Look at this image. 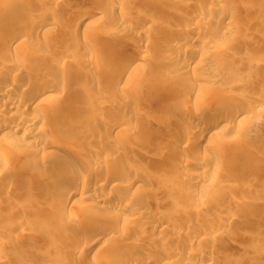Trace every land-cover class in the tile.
<instances>
[{"label":"rangeland","instance_id":"obj_1","mask_svg":"<svg viewBox=\"0 0 264 264\" xmlns=\"http://www.w3.org/2000/svg\"><path fill=\"white\" fill-rule=\"evenodd\" d=\"M9 1L22 13L28 14L26 17L15 18L19 28L29 31L41 22L53 20L57 23V30L53 35L50 34L52 37L46 39L39 34L38 40L41 42H37L42 45L36 43V51L33 53H17L10 56L1 52L0 59L18 60L26 66L25 68L34 66V76L48 75L68 86L83 90L90 97L97 95L95 92L99 90H112L116 100L121 97H126L127 100L135 97L127 95L123 89L121 91L113 88L109 79L101 77L98 66H106L107 53L128 54L127 46L136 39L137 33L124 34L119 42L106 50L102 49L99 39L108 31V19L100 18L86 30L80 28L71 32L75 11L84 8L95 13L101 8L100 0ZM218 1L219 5L215 4V10L212 9L210 13L212 21L205 28L214 36V43L202 47L199 44L202 40L199 33L193 30L186 32V36L190 39L195 35V39L187 42V47L184 48L194 50L201 47L206 54H217L223 60L220 71L188 69L182 75L184 80L175 82L180 93L177 96L166 95V98H159V101L153 100L148 92V98L146 94H142L133 98V101L128 100L132 103L125 109L95 105L86 108L87 106L81 105L77 111L70 113V116L66 115L67 110L64 109L65 113L63 111L51 114L35 121L34 125L40 126L45 141L26 138L19 132L15 135V143L11 148L3 149L0 146V264H108L101 256L104 247V251H107L104 253L116 256H122L132 248H139V252H143L144 256L147 255L145 258L149 259L146 264H160L152 260L154 256L159 254L162 257L172 253L177 256H166L164 261L168 264H264V0ZM138 4L147 11L167 13L164 8L154 7L149 3ZM257 7L259 12L254 11ZM227 8L236 12L237 19L232 20L226 16ZM189 13L190 8L178 6L177 14L170 13L169 17H172L173 24H176ZM3 19L9 20L8 17ZM6 30L7 27L2 28L0 32ZM43 39H51V42L47 44L48 41L44 42ZM36 47H39L38 50ZM148 47V56L146 61L142 62L149 80L168 81L170 76L166 70L175 67L178 57L183 56L186 50L182 47L173 50V57L162 63V49L159 51L155 47L152 38ZM90 50L95 51L94 65H83L81 60ZM38 53L50 54V59H36L33 62V55L39 56ZM86 71L89 74L93 72V80L78 76L79 72ZM215 75H219L221 80L213 85L210 78ZM142 88L145 89L146 85ZM19 90H16L17 93ZM104 95L96 97L98 104L111 100L109 94ZM156 96L159 97L160 93ZM150 97L152 99L148 100ZM232 100L251 104L252 108L244 113L249 114V122L235 123L233 126L227 124L226 128L223 127L224 122L216 124L213 129L218 131V138L212 146H207L206 140L195 144L198 134L194 135L195 139H191L193 136L190 138L193 140H189L190 144L185 139H182L181 143L179 128L166 129L168 121L177 119L180 124L184 123L185 119L190 118L192 111L209 105L210 102L225 103ZM24 111L26 117H30L37 113L38 109L28 107ZM73 119L80 126H71L69 122ZM123 121L129 122L125 126L128 133L123 130L125 138L123 134L116 138L112 133H108L111 135L109 140L106 138L99 141L94 137L96 131L108 129L110 123L114 122L119 128L122 127ZM137 122L143 126L145 124V128L147 126L157 132L161 130L160 134L149 138L138 128H132ZM257 122H262L261 128L259 127L256 133H249L250 128ZM109 141L121 147L119 156L127 157L129 162L124 166L117 163L111 166L120 168L124 175H112L110 186L106 187L105 192L113 194L119 190L117 188L124 186L125 174L138 177L137 187L125 191L124 195L128 198L134 195L135 198L130 199V203L150 212L147 211L149 214L147 213L146 218L142 217L145 220L140 217L131 220L128 218L126 222L123 221L125 223L120 219L118 224L114 221V226L111 224V229L115 230L114 236L118 235L121 240L125 237L123 241L115 248L102 247L100 255L86 254L76 246L84 235L91 233L85 234L83 229L95 215L86 207L95 203L74 194L73 197L77 201L63 205V184L51 186L49 179L59 167L58 161L64 157H72L65 150L67 145L80 147L78 149L88 157L93 156L94 151L107 150L111 146ZM244 147L258 154L259 159L256 162L242 160L240 153ZM184 158L205 159L210 164L205 173L209 181L203 183L194 179L191 182L183 179L188 172L204 169L201 166L184 164ZM212 159L222 163L216 171L211 166ZM237 159L240 161V167L237 166L238 169L233 171L232 166L235 162L239 163ZM21 166L23 168L18 173ZM38 168L48 176L46 180L36 181ZM81 170L83 168L76 170L74 176H78ZM231 171L235 178L238 177L234 181L226 178ZM67 178L63 177L61 180ZM68 182L75 183L71 180ZM6 183L8 185H5ZM111 185L113 188H110ZM150 215L153 220H163L166 228L154 230L147 225L146 220ZM259 227H262V233L255 232ZM137 229L140 231L135 234ZM37 232L44 236V241H23L24 236ZM96 232L91 234L95 235ZM139 233L141 235H138ZM107 247L111 251L107 250ZM208 257L213 258V261H207Z\"/></svg>","mask_w":264,"mask_h":264},{"label":"bare ground","instance_id":"obj_2","mask_svg":"<svg viewBox=\"0 0 264 264\" xmlns=\"http://www.w3.org/2000/svg\"><path fill=\"white\" fill-rule=\"evenodd\" d=\"M138 3H149L154 7L164 8L167 13L170 12L174 15L177 14L178 6H183L190 8L191 13L183 16L184 18L181 21H178V23L173 24L174 20L172 19V17H169L170 13H168L167 15V13H158L157 11L149 10L147 11L142 9V5H139ZM217 3H219L218 0H100L99 4L101 5V8L95 13H92L84 8L77 9L75 11L71 23L73 27L71 32H75V30L77 31L80 28L86 30L91 24H94L100 18L108 19V31L104 36H100L99 39V42H102V49L106 50L111 45L119 42L120 38L124 34L129 32L134 34V32H136L137 35L135 36L136 39L133 40L134 42L132 41L133 43L131 42L129 43V45L127 44L128 46L124 45V47L127 46V50H129V52H126L128 54L123 55L121 53L120 55H118L112 52L107 53V64L104 67L98 66V71L100 72L102 78L109 79L113 83V88H117L119 90L121 89V91L123 89L125 90L127 95H135V97L133 98L139 97V95L142 94H146L145 96H147L149 92V96H152L153 100L159 101V98H166V95H168L167 97H169V95L177 96L180 93V90L175 86V82L184 80V76L182 75H184V72L186 70H194V68L207 72H218L221 70L223 60L220 59V56H218L217 54H206L203 50L204 48L201 47H198L199 49L194 50L185 49L187 47L185 46L187 42H189L190 40L193 41V39H195V35L189 39L188 36H186V32L193 30L199 33V36L202 39L199 44L202 47H207L208 44L210 45V43L212 44L214 36H212V34H210V31H207L205 28L206 25H208V23L212 21L210 13L213 11L212 9L215 10V4L217 6L219 5ZM230 8L225 9L226 16L228 15V17L232 20L237 19L236 12H234ZM254 11L259 12V8H255ZM19 16L26 17L28 16V14L22 13L21 10L11 4L9 0H0V31L2 28L7 27V30L5 32H0V53H6L7 55H17V53L31 54L34 52L35 46L38 44V42H41L39 41V34L46 39L50 36L52 37L53 33H55L57 30V23L53 20H50L39 23L35 27V29L33 28L29 30L30 32L28 30L26 31L16 25L17 23L15 22V18ZM5 17H8L9 20L6 21L5 19H3ZM222 36L225 37L224 35ZM151 38L155 42V47L159 51L162 49L160 54V61L162 63H165V61H169L173 57V50H177L180 47L186 50L183 56L178 57L179 59H177V65H175V67L171 69L166 70L167 75L170 76L168 81L162 82L158 80H149L148 73L144 70L145 66L142 61H146L145 59L148 56V43ZM200 38L196 37V39ZM50 40L47 39L44 40V42L48 41V44L51 42ZM38 48L36 47L37 50ZM94 55L95 51L90 50V52H88L81 60V63L86 66H90L91 64L94 65ZM36 59H42V61L49 60L50 54L41 53L39 56H36L34 54L32 57L33 62H35ZM25 67L26 66L20 63L18 60L12 61L10 60V58L6 60L0 59V146H2L3 149L11 148L13 146V144L15 143V135L19 132H21V134L26 138H35V140L37 139L39 141H43L44 138H42L43 136L41 135L42 130L40 126H36L34 124L38 119L47 118L51 114H59L63 111L65 113V111L67 110L66 115L70 116V113L72 114V112L77 111L81 105L87 106L86 108H92L95 105V107L105 106L109 108L125 109L126 107L129 108L132 103L128 101L131 98L127 100L126 97H121L120 99L116 100L113 97L114 94L112 93V90H99L95 92L97 95L90 97L85 94L83 90L78 88L75 89L72 86H68L64 82H61V80H56L55 78L49 77L48 75L34 76V73L36 72L34 66L30 68ZM92 74L93 72L89 74L86 71L82 73L79 72L78 76L84 79L93 80L94 76ZM218 76L219 75H215L214 77L210 78L213 85H216L217 82L221 80L220 76ZM69 79L72 80V76H70ZM143 85H146L145 89H143L144 87L142 88ZM17 89H20L18 93L16 91ZM25 92L27 94H24ZM105 93L106 95L109 94L112 97L111 100H107L98 104L96 101V97H99V95H104ZM159 93L160 96H156V94ZM149 96H147V98ZM133 98L131 99L132 101L134 100ZM152 98L150 97L148 100H151ZM250 105L251 104L249 103L241 101L239 102L236 100L235 102L232 100L225 103L216 101L210 102L209 105L199 107L196 110L192 111L190 118L185 119L184 123L180 124V121L172 118L173 121H168L166 129L168 128V130H171L172 128H174L175 130L176 128H179L180 132L178 131V134L181 133V137L179 138L180 142L182 139H185L186 142L189 143V140L195 139L194 135L198 134V136H196V142L194 141L195 144L201 142L202 140H206L208 143L207 146H209V144L210 146H212V143L218 138V134H216L218 131L213 129L214 126L216 124L218 125V123L220 122H224L225 125H223V127L226 128L227 124H232L233 126V124L235 123L248 121L249 118H247V116H249V114L246 115L244 113L245 111L252 108V106ZM28 107L30 109H38V112L30 117H26L27 114H25L26 111L24 110ZM128 123V121H123V125L120 128L118 124L114 122L110 123V127L108 126V129H104V131H96L94 133V137L99 141L105 140L106 138H108L106 140H109V136L111 135H108V133H112L117 138L119 137V135L123 134V130L127 129V127L125 128V126ZM137 123L139 124V122ZM261 123L262 122H257L255 126H252L249 133H256V131L259 130V127L261 128ZM69 124L74 127L80 126L78 125L79 123H77V121L74 119L70 121ZM138 124L134 125L132 128H138L140 132L142 131V134H147L149 138H152V136L156 135L157 133L160 134L161 130L157 132V130H153V128L149 129L147 128V126L145 128V124L144 126L142 125V123H140L139 126ZM125 132L127 131L125 130ZM63 135L66 136V134L64 133ZM123 135V137L125 138L126 135ZM192 136L193 138H191ZM124 138H122V140ZM110 142L111 141H109V144L111 146L108 147L107 150L94 151L95 154L88 157H85L82 151L78 149L80 147L77 148L76 145L74 146V144H71L72 146L67 145L65 147V150L67 151V153H70L72 157H64L63 159L61 158L62 160L58 161L59 163L57 162L59 167L54 170L52 176L50 177L51 179H49V184L51 186L63 184L61 195L64 198L63 205L65 206L66 204L77 201L76 198L73 197L74 194H78L77 196L79 197H84L87 200H91L93 204L95 203V206L88 204L86 207L95 215H93L89 223L84 226L83 233L86 234L95 231L97 232L96 234L93 233L95 235H92L91 233L89 235H84L78 241V245L76 246V248L79 249V251L83 250V252H85L86 254L93 255L97 253L101 254V251H103L101 256L106 262L108 261V264H146L149 259L145 258L147 255L144 256L143 252L142 254L139 252V248H132V250L127 251L122 256L104 253L106 251H104V246H111V248H115V246L119 245L125 238L124 237L121 240L120 238H118V235L117 237L114 236L113 232L115 230L113 231L111 229L112 223V226H114V224L117 223L119 219L120 221H122V223H125V220L128 218L130 220L133 218L139 219L140 217L146 218L149 214L147 212L149 210L146 211L145 209H142L143 207H135L133 206V204H131L132 202L130 203V199L135 198L134 195L132 198H128L126 195H124L126 194L124 193L125 191L129 190L132 187H137L136 185L139 182L138 177L126 176L125 174L124 186H120L121 188H117L119 190H117L116 192L114 191L115 193L111 191L113 194H107L108 191L105 192L106 187L109 185V180H112V175L114 176V174H119L118 176H120V173H122L121 175H124V173L121 172L120 168L111 166H114L115 163L124 166V164L127 165V163L129 162L127 157L123 156L121 158L119 156V154L121 153V147L117 144L114 145L113 142H111V144ZM257 155L251 149L244 147V149L241 150L240 158L242 160L247 159L249 160V162H256L259 159V155ZM183 160V163L186 165H190L193 167L201 166L202 168H204L203 170L201 169L198 172L186 173V176L185 178L183 176V179H186L190 182L192 179L203 183L209 181V177L205 173L210 164L205 159L184 158ZM237 162L239 163H233V171L238 169L237 166L240 165V161L238 160ZM221 164L222 163L220 161L212 159L211 166L214 171H216L221 166ZM79 167L83 168V170H81L78 176L75 177L74 174L76 170L80 169ZM22 168L23 166L20 167L18 173L21 172ZM39 169L40 168H38V170ZM233 171L227 174L226 178H228V180L234 181L236 178H238H235ZM234 173L236 174V172ZM46 177L48 176L44 175L39 170L36 181L41 182L43 180H46ZM63 177L68 178L61 180ZM67 180L75 181V183L68 184L69 182ZM5 185L8 184L6 183ZM112 185L110 188H113ZM249 187L251 186L249 185ZM250 204L255 205L252 203ZM248 207H250V205ZM151 218L152 217L150 215L149 219ZM149 219L146 220V223L154 230L155 228L160 230L166 228V224L163 222V220L156 218L154 220ZM261 228L259 227V229H256L255 232L262 233L263 230ZM139 231L137 229V231H135V234H137V232ZM138 235L141 234L139 233ZM24 240L28 242H42L44 241V236L39 232L30 233L24 236L23 241ZM102 247H104L103 250H101ZM106 249L111 251V249L108 247ZM172 255L173 257L177 256L174 253L164 254L162 257L157 254V256H154L152 260L155 263L160 262V264H166L167 262L164 261L166 259V256L171 257ZM207 261L211 262L213 261V258L208 257ZM97 264H100V262H97ZM225 264L237 263L230 262Z\"/></svg>","mask_w":264,"mask_h":264}]
</instances>
